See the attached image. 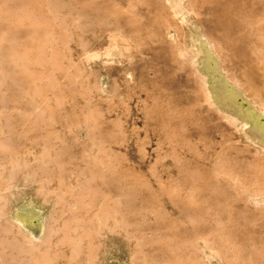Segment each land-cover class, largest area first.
<instances>
[{
    "label": "rangeland",
    "instance_id": "rangeland-1",
    "mask_svg": "<svg viewBox=\"0 0 264 264\" xmlns=\"http://www.w3.org/2000/svg\"><path fill=\"white\" fill-rule=\"evenodd\" d=\"M0 141V264H264V0H0Z\"/></svg>",
    "mask_w": 264,
    "mask_h": 264
},
{
    "label": "bare ground",
    "instance_id": "bare-ground-1",
    "mask_svg": "<svg viewBox=\"0 0 264 264\" xmlns=\"http://www.w3.org/2000/svg\"><path fill=\"white\" fill-rule=\"evenodd\" d=\"M185 48V47H184ZM185 50V49H184ZM182 53V52H181ZM188 57V56H187ZM191 68V67H190ZM190 70V69H189ZM229 74V73H228ZM198 79V78H197ZM200 83V82H199ZM200 86V85H199ZM250 121V120H249ZM238 122V121H237ZM252 136V135H251ZM1 142V141H0ZM249 195H251V194H249ZM256 195V194H255ZM254 195V197L256 198L257 197V195L255 196ZM251 198H253V197H251ZM255 198H253V199H255ZM255 201H256V199H255Z\"/></svg>",
    "mask_w": 264,
    "mask_h": 264
}]
</instances>
